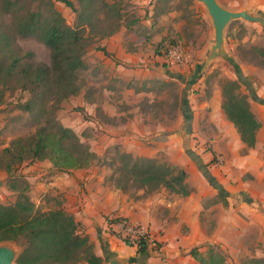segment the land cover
Wrapping results in <instances>:
<instances>
[{
    "label": "rangeland",
    "instance_id": "374dc122",
    "mask_svg": "<svg viewBox=\"0 0 264 264\" xmlns=\"http://www.w3.org/2000/svg\"><path fill=\"white\" fill-rule=\"evenodd\" d=\"M72 1L79 6L77 0ZM218 1L228 9H247L264 18V0ZM10 2H19L23 11L30 9L44 16L54 5L67 24L77 23V13L61 0ZM124 11L129 34L136 30L143 36L142 43L137 44V38L131 41L128 50L145 53L155 75L150 78L137 73L145 66L144 61L136 62L135 58L118 63L125 68L120 83L117 78L110 79L107 72L101 74L95 65L100 39H94L83 50L88 62L78 70L77 81V95L83 92L89 103L80 104L73 97L77 95L54 106L49 103L55 112L48 116L73 128L97 153L96 161L88 168L92 178L75 170L61 171L48 160H35L15 164L17 181H13L4 167V149L13 139L34 133L45 119L23 109L22 104L31 97L28 90L0 83V202L14 204L19 199V188L26 187L38 210L64 208L80 223L81 232L90 236L103 262L114 250L129 259L124 264H169L164 225L170 233H177L174 235L192 237V249L197 247L203 254L210 245H219L232 264L264 258L262 230L251 222L246 211L248 205L264 209V22L238 18L226 25L223 51L233 64L221 55L210 58L214 26L207 7L198 0H124ZM1 18L10 26L14 23L12 13L2 12ZM15 44L23 53L33 52L27 60L51 64V50L38 37L18 35ZM176 46L182 48L183 62L169 65L165 53ZM106 87L120 88L125 101L116 105L115 95L109 96ZM99 96L102 103L97 101ZM234 96L245 101L261 122L253 148L241 139L223 108L227 98ZM142 158L152 159L154 167L176 165L186 170L189 194L176 193L166 186H144L142 171L150 166L134 167L135 161ZM94 197L99 198L96 207L102 205L104 209L97 211ZM90 198V210L80 215L78 211ZM200 204V221L193 232L191 221ZM115 210H122L124 215ZM134 214L151 224H139L148 228L150 240H155L149 241L151 249L145 254L138 253L135 239L110 225L119 221L117 217L130 221L126 216ZM99 215L101 222L96 218ZM85 216L91 220L85 222ZM229 222L241 231L225 232L229 245L204 241L207 234L216 237L218 223L226 226ZM112 229L116 234L111 233ZM7 243L18 251L22 249L20 240ZM258 250H263L261 256H257Z\"/></svg>",
    "mask_w": 264,
    "mask_h": 264
},
{
    "label": "trees",
    "instance_id": "16d2710c",
    "mask_svg": "<svg viewBox=\"0 0 264 264\" xmlns=\"http://www.w3.org/2000/svg\"><path fill=\"white\" fill-rule=\"evenodd\" d=\"M61 1L77 13L76 25L67 24L53 4L50 13L44 16L30 9L23 11L19 2H0V83L12 89L28 90L31 97L22 104L23 109L45 119L34 133L13 139L4 149V167L15 182L17 163L48 160L61 171H71L89 168L98 157L73 128L53 118L55 111L49 108V103L54 106L80 92L77 81L78 70L85 66L83 50L90 41L110 37L125 25L124 0H77L79 6L72 0ZM2 12L13 14L11 26L1 18ZM18 35L36 36L46 44L51 50V64L27 60L33 52L23 53L17 47ZM223 108L241 139L248 147H255L261 122L249 105L234 96L227 98ZM50 112L53 116H48ZM141 164L150 166L142 171L144 186H166L176 193L189 194L186 170L176 165L154 167L149 158L137 159L134 167ZM26 190V187L19 188V199L14 204L0 202V243L22 242L18 264H80L82 261L103 264L90 236L81 232L73 214L64 208L38 210ZM117 219L128 221L124 217ZM111 233L116 234L113 229ZM134 243L139 254L151 249L146 237ZM190 253L200 264H232L216 244L210 245L205 254L197 247ZM245 264H264V258L252 257Z\"/></svg>",
    "mask_w": 264,
    "mask_h": 264
},
{
    "label": "crops",
    "instance_id": "0c3cea01",
    "mask_svg": "<svg viewBox=\"0 0 264 264\" xmlns=\"http://www.w3.org/2000/svg\"><path fill=\"white\" fill-rule=\"evenodd\" d=\"M142 1L146 2L147 0H142ZM128 31H129V28L127 26L123 25L122 28L117 33H115L114 35L99 40V44L101 45V49H99L98 53L96 54L99 57V59L97 60L95 65L99 69H101V74L107 72L106 74H110V79L117 78V82H119L118 79H121V76L124 73L123 70L125 68L122 64H118V63L122 62L123 64H125V62H127V60L130 61V60L135 58L136 62L144 61L142 66H145L144 69L139 68L137 73H144V74L149 75L150 78H152L155 75V74H153L155 72L150 71V68L153 66L150 63L151 59H148L146 57V54L143 53L142 51H136L134 53H131L128 50V45L131 41H134V39L137 38V39H140L139 41L137 40V44L142 43L143 36H141V34H139L136 30H134L135 34H132V33L129 34ZM83 59H84L85 63L88 62L87 56H85ZM134 62H135V60H134ZM167 74H170L169 71L167 72ZM111 88H112V85H111ZM112 89H114V88H112ZM112 89L109 90L106 87L104 90L107 92V94L109 96L111 95L112 98H113V95H115L114 99L116 101V105H118L119 103H123L126 99V97L121 95V92L123 93V91L120 88L118 90H112ZM101 96H99L98 100H97L99 103H102ZM73 97H76L77 98L76 101H78L82 105L89 103L88 101L85 100V96H84L83 92L81 94H79L77 96H73ZM135 97H138V96H135ZM137 100H139V97ZM263 159H264V157H263ZM75 171H77L78 173L86 174L87 178H92L94 176V175H91L88 173V171H91L88 168L79 169V170H75ZM98 197H100V196H98ZM98 197H94L95 207H96V202L99 199ZM261 197H262L261 199H264V193L261 194ZM91 198L89 199V201L87 203H85V207H83V208L81 207L80 211H78V213L80 215H85L87 213V211L90 210L91 205L93 204V202L91 201ZM247 202H250V201H247ZM97 204H98V202H97ZM248 207L249 208L246 209V211L248 213L247 214L248 217L251 218V222H254L258 225V227L262 230V234L264 236V224H262V223H264V209L259 210L258 208L250 207L249 205H248ZM96 208H97V211H99L100 209H104L102 205H99ZM196 210H197V212L196 211L194 212V215H193L192 221H191V227L193 228V230H192L193 232H194L195 226L200 221L201 204L198 205ZM71 211H73V210H71ZM114 212H116L120 216L124 215V214H122V210H118V211L115 210ZM126 217H129L130 221L133 223L140 224L141 222H144V223L146 222L147 225H151L150 222L146 219H145V221L139 220V218L136 217L135 214L132 216H126ZM258 217H260L259 220H258ZM84 218H85L84 219L85 222L91 220L90 216H85ZM96 218L99 219V221L101 222V219H102L101 215L96 216ZM223 225L224 224H222V223L221 224L218 223L217 230H216L217 235H215L216 237L210 238L209 234H207L204 241L208 242V243H219V244H222L224 247H226L229 244H228L227 240L224 238L225 232L226 233L230 232V231H235L236 233L241 232L239 230V227L236 226L233 222H229V224H227L226 226L224 225V227H223ZM164 226L166 228V233L164 235V238L167 242L165 254H167V256H168V258H167L168 263L169 264H185V261L187 260V261L191 262L190 264H197L195 262L196 259L190 253V251H191L190 249H192L191 243H192L193 238L189 237V236H184V235H181L180 237H179V235H174L177 233H173V232L170 233L168 226H166V225H164ZM195 238L196 237H194L195 241L193 243L197 242ZM238 249H239V247L234 249V250L238 251ZM232 251H233V249H232ZM237 251H235V252H237ZM262 252H263V250L261 252L259 251L257 253V256H261ZM96 254L99 256H102L99 253H96Z\"/></svg>",
    "mask_w": 264,
    "mask_h": 264
},
{
    "label": "water",
    "instance_id": "95a60500",
    "mask_svg": "<svg viewBox=\"0 0 264 264\" xmlns=\"http://www.w3.org/2000/svg\"><path fill=\"white\" fill-rule=\"evenodd\" d=\"M199 2L205 4L208 9L209 15L212 18L214 31H215V40L212 46V51L210 54L211 57H216L221 55L234 62L231 58L227 57L226 52L223 51V44L225 40L224 31L226 25L233 19L244 18L252 21L264 22V18L260 16L253 15L250 10L240 9V10H231L224 7L218 0H198ZM209 58V59H210ZM204 64L198 67V74L202 70ZM3 184V180L0 179V186ZM20 251L16 250L12 245L3 241L0 243V264H18L17 257ZM129 261V259L121 256L117 251L111 250L106 254L105 261L103 264H124V262Z\"/></svg>",
    "mask_w": 264,
    "mask_h": 264
},
{
    "label": "built area",
    "instance_id": "2783aa9c",
    "mask_svg": "<svg viewBox=\"0 0 264 264\" xmlns=\"http://www.w3.org/2000/svg\"><path fill=\"white\" fill-rule=\"evenodd\" d=\"M183 59H184V54L182 48L179 46L170 48L166 55V62L169 65L180 64L183 62ZM110 225L113 226L114 228L118 227L119 229H121L122 234L127 238L129 237L130 239L137 240L140 237H146L148 238L149 241L155 242V240L153 239L150 240L149 238L150 231L148 230V228L141 226L139 224H135L133 222L126 220H119L118 222L112 223Z\"/></svg>",
    "mask_w": 264,
    "mask_h": 264
}]
</instances>
